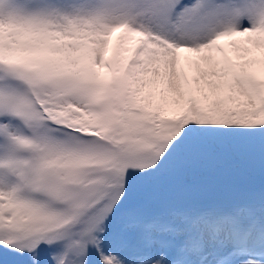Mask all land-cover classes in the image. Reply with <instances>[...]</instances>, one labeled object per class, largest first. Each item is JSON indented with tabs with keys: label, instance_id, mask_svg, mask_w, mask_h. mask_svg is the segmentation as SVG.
<instances>
[{
	"label": "snow or ice",
	"instance_id": "1",
	"mask_svg": "<svg viewBox=\"0 0 264 264\" xmlns=\"http://www.w3.org/2000/svg\"><path fill=\"white\" fill-rule=\"evenodd\" d=\"M0 264H264V0H0Z\"/></svg>",
	"mask_w": 264,
	"mask_h": 264
}]
</instances>
